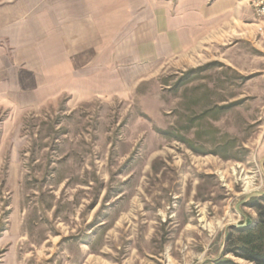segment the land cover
<instances>
[{"label":"rangeland","instance_id":"374dc122","mask_svg":"<svg viewBox=\"0 0 264 264\" xmlns=\"http://www.w3.org/2000/svg\"><path fill=\"white\" fill-rule=\"evenodd\" d=\"M252 15L251 36L239 23L123 96L38 103L35 61L0 38L12 82L34 72L10 95L0 66V264H219L264 194V18Z\"/></svg>","mask_w":264,"mask_h":264},{"label":"crops","instance_id":"0c3cea01","mask_svg":"<svg viewBox=\"0 0 264 264\" xmlns=\"http://www.w3.org/2000/svg\"><path fill=\"white\" fill-rule=\"evenodd\" d=\"M253 11L247 0H0V38L22 62L35 61L38 103L62 93L123 96L164 65L230 38L239 23L251 36ZM5 64L12 82L18 73L0 46ZM28 71L23 82L33 81ZM11 82L0 85L10 95L30 86Z\"/></svg>","mask_w":264,"mask_h":264},{"label":"trees","instance_id":"16d2710c","mask_svg":"<svg viewBox=\"0 0 264 264\" xmlns=\"http://www.w3.org/2000/svg\"><path fill=\"white\" fill-rule=\"evenodd\" d=\"M257 211L253 224L246 227H233L227 232L223 256L230 253L250 264H264V194L251 197L248 201ZM219 264H240L225 257Z\"/></svg>","mask_w":264,"mask_h":264},{"label":"built area","instance_id":"2783aa9c","mask_svg":"<svg viewBox=\"0 0 264 264\" xmlns=\"http://www.w3.org/2000/svg\"><path fill=\"white\" fill-rule=\"evenodd\" d=\"M256 16L264 18V0H247Z\"/></svg>","mask_w":264,"mask_h":264},{"label":"water","instance_id":"95a60500","mask_svg":"<svg viewBox=\"0 0 264 264\" xmlns=\"http://www.w3.org/2000/svg\"><path fill=\"white\" fill-rule=\"evenodd\" d=\"M250 225H251V221L247 220V221H244L240 224H236L235 227H246V226H250Z\"/></svg>","mask_w":264,"mask_h":264},{"label":"bare ground","instance_id":"6f19581e","mask_svg":"<svg viewBox=\"0 0 264 264\" xmlns=\"http://www.w3.org/2000/svg\"><path fill=\"white\" fill-rule=\"evenodd\" d=\"M248 186H249V185L247 184V185H246V189H248Z\"/></svg>","mask_w":264,"mask_h":264}]
</instances>
